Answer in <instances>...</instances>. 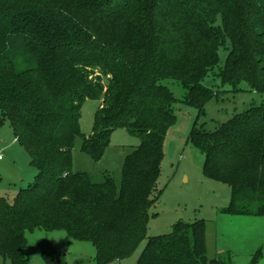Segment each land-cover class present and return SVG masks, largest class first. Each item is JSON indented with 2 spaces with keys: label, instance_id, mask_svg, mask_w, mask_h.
<instances>
[{
  "label": "trees",
  "instance_id": "trees-1",
  "mask_svg": "<svg viewBox=\"0 0 264 264\" xmlns=\"http://www.w3.org/2000/svg\"><path fill=\"white\" fill-rule=\"evenodd\" d=\"M221 48L222 85L237 92L245 83L263 102L211 131L198 122L217 96L203 81ZM168 79L199 111L190 140L205 156V176L232 189L225 212L264 217V0H0V125L10 123L37 171L12 202L0 197V258L29 264L27 233L35 230L92 243L97 264L136 252L176 123ZM87 100L101 102L90 136L80 127ZM118 129L140 139L120 185L109 174L95 182L73 172L78 138L98 163ZM36 249L45 264H62L50 241ZM136 264L231 263L208 258L205 222L197 221L149 238Z\"/></svg>",
  "mask_w": 264,
  "mask_h": 264
},
{
  "label": "rangeland",
  "instance_id": "rangeland-1",
  "mask_svg": "<svg viewBox=\"0 0 264 264\" xmlns=\"http://www.w3.org/2000/svg\"><path fill=\"white\" fill-rule=\"evenodd\" d=\"M228 51L220 49V64L203 81L217 96L204 107L198 124L215 130L234 115L251 106H259L263 97L248 89L244 83L235 92L222 85L219 68L225 65ZM178 103L174 106L176 123L170 128L164 143V158L158 190L159 201L150 210L147 239L129 258L111 264H136L147 240L170 234L179 222L192 224L204 221L209 259L221 258L231 264H264V217L254 214L230 215L225 211L231 203L232 189L223 182L204 174L205 156L190 140L199 111L186 101L187 89L173 80H164ZM100 101L87 100L82 107L80 127L90 136ZM78 138L73 149V172H86L95 182H102L109 174L118 185L124 160L139 144L140 139L127 130L112 133L109 147L100 162L81 151ZM36 169L30 163L26 150L15 140L9 122L0 125V197L12 202L20 189L34 182ZM155 215V216H154ZM29 264H45L36 246L50 241L61 256L62 264H97L96 248L86 241L71 238L65 231L35 230L27 233ZM259 256L258 261H254ZM0 264H10L0 258Z\"/></svg>",
  "mask_w": 264,
  "mask_h": 264
},
{
  "label": "crops",
  "instance_id": "crops-1",
  "mask_svg": "<svg viewBox=\"0 0 264 264\" xmlns=\"http://www.w3.org/2000/svg\"><path fill=\"white\" fill-rule=\"evenodd\" d=\"M16 140V139H15ZM17 141V140H16Z\"/></svg>",
  "mask_w": 264,
  "mask_h": 264
}]
</instances>
